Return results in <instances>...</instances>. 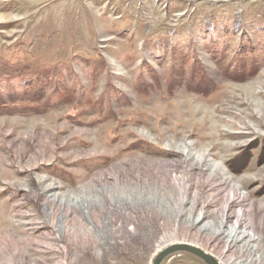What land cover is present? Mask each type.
I'll list each match as a JSON object with an SVG mask.
<instances>
[{
	"label": "rangeland",
	"instance_id": "rangeland-1",
	"mask_svg": "<svg viewBox=\"0 0 264 264\" xmlns=\"http://www.w3.org/2000/svg\"><path fill=\"white\" fill-rule=\"evenodd\" d=\"M168 239L264 264V0H0V264Z\"/></svg>",
	"mask_w": 264,
	"mask_h": 264
},
{
	"label": "water",
	"instance_id": "water-1",
	"mask_svg": "<svg viewBox=\"0 0 264 264\" xmlns=\"http://www.w3.org/2000/svg\"><path fill=\"white\" fill-rule=\"evenodd\" d=\"M226 264L208 248L184 239H170L152 251L148 264Z\"/></svg>",
	"mask_w": 264,
	"mask_h": 264
},
{
	"label": "bare ground",
	"instance_id": "bare-ground-1",
	"mask_svg": "<svg viewBox=\"0 0 264 264\" xmlns=\"http://www.w3.org/2000/svg\"><path fill=\"white\" fill-rule=\"evenodd\" d=\"M174 180L175 181H179V176H174ZM236 185L234 184V183H230L229 185H228V187L225 189V191H224V197H225V205L227 204L228 205V203L229 202H233V201H236V200H239V199H237L238 198V196L236 195ZM241 196H243V195H239V198L241 197ZM242 199H243V197H241ZM226 205V206H227ZM244 209H242V210H238V212H237V214H236V217H235V219H234V222H233V225H232V227L231 228H229L230 229V231H228V239L229 240H225V242H227V243H225L224 245L225 246H227V247H229L231 244H232V242H234V241H236L237 240V238H238V236H236L237 235V232H238V230L236 231V226L240 223V220H241V218H242V215L244 214ZM226 209H222V214L223 215H225L226 216ZM241 224V223H240ZM244 226H247V225H243V227ZM243 231V233L245 232V233H249V232H247L246 230H242ZM212 237V238H211ZM211 237H209V240H211V239H214V235H212ZM169 240V239H168ZM208 240V241H209ZM165 241V240H164ZM161 244H159L158 246H160Z\"/></svg>",
	"mask_w": 264,
	"mask_h": 264
},
{
	"label": "trees",
	"instance_id": "trees-1",
	"mask_svg": "<svg viewBox=\"0 0 264 264\" xmlns=\"http://www.w3.org/2000/svg\"><path fill=\"white\" fill-rule=\"evenodd\" d=\"M48 76V73H42V76L40 79H42L45 76ZM247 154V153H246ZM246 154H243V151L236 154L235 157H232L228 160L229 165L231 166L232 170L234 171H241L245 167L247 156Z\"/></svg>",
	"mask_w": 264,
	"mask_h": 264
}]
</instances>
